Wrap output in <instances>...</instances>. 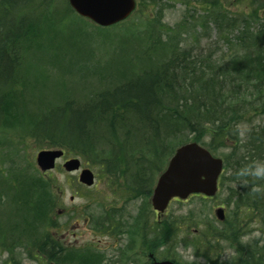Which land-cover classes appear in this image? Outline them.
I'll use <instances>...</instances> for the list:
<instances>
[{
  "label": "rangeland",
  "instance_id": "obj_1",
  "mask_svg": "<svg viewBox=\"0 0 264 264\" xmlns=\"http://www.w3.org/2000/svg\"><path fill=\"white\" fill-rule=\"evenodd\" d=\"M210 1L137 0L135 12L126 21L106 29L75 13L54 24L49 12H46L42 22L19 42L15 76L20 81V92L15 96L9 111L0 112V179L3 181H0V264H48L36 252L38 243L45 235L58 248L57 264H149L146 259L149 252L159 261L169 259L174 264H237V254L231 243L210 240V245L216 246V252L211 256L199 248L202 240L209 237L208 229L223 228L215 219L217 207L224 208L229 219L236 216L232 214V202H229V207L226 205L227 187L233 185L231 187L241 189L243 183L240 180L230 181L227 171V179L218 197L171 202L159 219L160 228L156 226L152 239L143 242L144 249H148L143 254L134 219L145 201L136 198L125 203L123 196L129 184L128 175L110 181L99 174L100 168L92 162V157L82 158L69 151L66 152L67 158L76 157L81 161V167L98 173L92 188L77 184L78 173L65 172L61 168L62 159L56 162L54 171L43 174L36 167L35 157L38 152L50 148L30 137L34 123L48 109L64 103L80 106L95 94L111 90L135 79L143 71L160 66L170 58L171 51L180 53L190 49L192 62L199 63L200 59H205L213 63V68H205L200 73L197 65L195 68L190 65L189 69L196 71L192 81L191 76L185 75V68L174 72L176 84L183 86L176 90V100L171 95L163 101L173 107L182 98H195L197 102L190 101L182 111L189 117H198L206 131L212 130L208 125L211 120H205L203 116L205 113L212 118L219 114L240 115L246 112L247 122L243 118L238 124H232L234 130L228 131L223 147L213 142V148H216L213 150L197 142L215 157H236L231 151L236 153L237 144L241 142L239 145L244 146L257 141L252 130L264 126V51L256 50V54H260L259 58L249 60L248 54L239 50L235 38L239 39L244 26L238 23L227 32H223L224 28L219 29L220 35L212 15L217 10L210 11L207 6ZM217 1L226 9V12L222 10L221 18L226 19L227 16L231 19L235 15L249 13L256 1L264 0ZM261 19L264 20L263 14ZM247 26L253 28L255 24ZM222 37L231 39V44H227ZM255 64L259 68L250 67ZM217 67H223L224 72H228L227 76L220 75L223 71L219 73ZM250 102L255 110L249 106ZM201 104L203 107H200ZM222 107H228V110ZM170 120L167 119L163 131L167 141L174 138L168 125ZM128 121L131 127L129 144L139 151L144 137L148 136L146 126L134 117H129ZM97 131L100 132L97 134V146L102 148L105 126L100 124ZM181 137L192 142L194 134L185 130ZM205 137L204 142L207 143L212 135L207 133ZM237 153L238 157L243 155ZM260 156L254 155L248 160L249 171L257 166L264 167ZM141 158L130 157V163L126 164L129 174L135 171L131 161H141ZM14 176L26 179L40 176L49 187L53 203L36 204L41 200V192L33 196L35 191L25 187L31 196L27 195L23 208L19 210L18 191L13 192L6 185L17 186ZM247 187L248 184L245 185ZM48 206V219L40 227L37 215L44 216ZM10 208L13 210L12 215L9 213ZM112 209H121L124 217L122 224L126 234H120L116 239L103 236L93 226L95 221L105 213H111ZM244 210L241 209L239 216L242 222L245 221L243 227L248 234L240 238V242L247 243L260 238V226L250 215V219L246 218ZM152 218L156 220L154 214ZM169 219L186 220L187 226L173 227L171 233L164 229ZM11 245L12 253L8 251Z\"/></svg>",
  "mask_w": 264,
  "mask_h": 264
},
{
  "label": "trees",
  "instance_id": "obj_2",
  "mask_svg": "<svg viewBox=\"0 0 264 264\" xmlns=\"http://www.w3.org/2000/svg\"><path fill=\"white\" fill-rule=\"evenodd\" d=\"M205 3L207 2L202 4ZM208 3L207 6L210 11L217 10L216 13L212 14L214 15L213 23L216 25V29L224 28L223 32H227V30L234 28L236 23L244 26L239 39L235 38V43L238 45L239 50L248 54L247 58L249 60L259 58L260 54H256V50L263 49L262 51H264V20L261 19V15H264V1H256L251 6L249 13H245L246 16L235 15L237 19H235L236 17L228 19L227 16L226 19L221 18L222 10L226 12V9L219 1L211 0ZM46 12H49V18L54 24L74 13L67 0H0V112L8 110L16 98L15 96L20 92V81L15 76L19 60L18 44L39 22H42ZM249 24L250 26L255 24V27L249 28L247 26ZM220 31L218 32L221 35ZM222 38L227 44H231V39ZM169 57L166 62L155 69L143 71L135 79L120 84L111 90L101 91L80 106L76 107L64 103V105L48 109L30 130L31 138L39 143H45L50 149L73 152L82 158L92 157V162L100 168L99 174H103L110 181L128 175L129 184L124 189L123 196L125 203L136 198L145 201L134 219L135 225L138 226L139 246L143 254L148 251V249H144L143 242H147L148 238L152 239L155 227L160 228L161 225L159 221L152 218L153 212L149 205V197L156 178L165 168L175 149L188 142L187 139H181L182 132L188 130V132L194 134L193 142H198L201 145L205 144L215 150L213 142L219 144L218 147H223V143L229 135L228 131L234 130L232 124H238L243 121V118L246 120V112L239 113L240 115L219 114V116H213L212 118L209 117L208 113L206 116L205 113L203 116H205V120H211L208 121V125L212 130L206 131L198 117H189L188 114L182 111V108L188 107L190 101L197 102L195 98H182L180 103L176 102L175 106H167L163 99L172 95L173 100H176V90L183 86L176 84L174 72L176 73V71L185 68V75L191 76L190 81H192L195 78L196 71L193 68L189 69L190 65L194 68L197 65L196 68L200 69V73L205 68H213V63L205 59H200L199 63L192 62L190 60L193 59L190 55V49L183 50L180 53L171 51ZM250 67L259 68V65L255 64ZM221 71H223V74L220 75L226 77L228 72H224L223 67H219L218 72L221 73ZM209 80H212V78ZM259 83L261 84V81ZM252 102L249 103V106L255 110ZM203 105L205 107L204 102ZM203 105L201 104L200 107H203ZM230 108L232 109V107ZM222 109L228 110V107H222ZM129 117L136 118L146 126L145 131L148 136L144 137L145 140H143L142 148L139 151H135L129 144V132L131 130ZM167 119H171L168 125L174 137L173 140L169 141L163 133ZM100 124L105 126L106 132L105 137L104 135L102 137L105 139L102 148H98V140H96L98 138L97 134L100 133L97 131ZM252 131L253 135L257 136V141L248 142L249 144H244V146H240L241 142H239L236 153L234 150L231 151V154L236 157L222 158L223 172L219 180V190L215 197L220 195L224 181L227 178L233 182L240 180L243 183L241 189L231 187L233 185L227 187L228 201L226 205L229 207V202H232V214H236V216L231 219L226 216L225 220L220 223L223 226L222 229H208L209 237L203 239L199 245V248L211 256L215 254L216 246H211L210 240L213 242L223 240L231 243L235 249V254H237V264H264V178H257L251 174L238 175L242 169L248 167V160H251L254 155H261V160L264 161V126L257 127ZM207 133L212 137L211 139L208 138V142L205 143L204 139ZM237 151L243 155L238 157L236 155L238 154ZM124 157L143 158H141V161L138 159L131 161L135 171L129 174L126 164L130 163V158ZM225 171L228 173L227 178L225 177ZM13 180L17 182V186L6 185H9L13 192L18 191L19 210L23 208L27 195L31 196L25 187H31L35 191L33 196L37 192H41V200L36 204L43 202L51 205L53 203L48 191L49 187L40 176L28 179L14 176ZM0 181L3 183L1 179ZM247 184L248 187L245 188ZM190 198L205 200L201 196ZM29 208L31 209V207ZM243 208L245 209L244 215L246 218L250 219V215L260 226V238L249 240L247 243L240 242V238L243 239L248 234L243 227L245 221L242 222L239 216ZM48 211H50V206H48L44 216L35 212L40 219L38 220L40 227L45 225V221L48 219ZM28 212L30 213V211ZM9 213L10 215L13 214L11 208ZM123 219L121 209L119 211L112 209L111 213H105L101 219L95 221L93 226L95 231L103 236L116 239L120 234H126L123 231ZM3 225L5 224L3 223ZM176 226H187V221L169 219L164 229L172 233L171 228ZM1 246L5 248L3 244ZM8 248V251L11 252L12 245ZM37 248L39 251H36L37 254L45 258L48 264H57L59 251L51 238L48 239V236L45 235V238L38 243ZM202 257H205L204 254Z\"/></svg>",
  "mask_w": 264,
  "mask_h": 264
},
{
  "label": "water",
  "instance_id": "obj_3",
  "mask_svg": "<svg viewBox=\"0 0 264 264\" xmlns=\"http://www.w3.org/2000/svg\"><path fill=\"white\" fill-rule=\"evenodd\" d=\"M78 16L99 27H110L127 19L136 7L135 0H67ZM62 156L61 150H43L37 153L35 163L42 172L54 169L55 161ZM66 172L80 168L78 159H70L62 165ZM222 170V161L214 158L196 143L178 147L158 177L150 204L158 214L165 211L172 199L186 200L190 195L213 197L217 192V180ZM79 183L90 187L93 174L84 169L78 177ZM216 218L224 220L222 209L215 211ZM152 259V257H150ZM152 264H172L170 261H155Z\"/></svg>",
  "mask_w": 264,
  "mask_h": 264
},
{
  "label": "clouds",
  "instance_id": "obj_4",
  "mask_svg": "<svg viewBox=\"0 0 264 264\" xmlns=\"http://www.w3.org/2000/svg\"><path fill=\"white\" fill-rule=\"evenodd\" d=\"M248 174H251L257 178H260L262 176H264V167H261V166H257L254 170H252L250 173H249V170L247 168L245 169H242L238 175H248Z\"/></svg>",
  "mask_w": 264,
  "mask_h": 264
},
{
  "label": "flooded vegetation",
  "instance_id": "obj_5",
  "mask_svg": "<svg viewBox=\"0 0 264 264\" xmlns=\"http://www.w3.org/2000/svg\"><path fill=\"white\" fill-rule=\"evenodd\" d=\"M124 158H130V157H124ZM67 159H69V158H67V157H66V154L64 153V156H63V159H62L63 162L66 161ZM83 168H85V167H83ZM92 172H93V171H92ZM93 173H94V172H93ZM94 175H95V177H96V174H95V173H94ZM77 184H78V182H77ZM147 256L149 257V255H147ZM153 258H154V257H153Z\"/></svg>",
  "mask_w": 264,
  "mask_h": 264
},
{
  "label": "bare ground",
  "instance_id": "obj_6",
  "mask_svg": "<svg viewBox=\"0 0 264 264\" xmlns=\"http://www.w3.org/2000/svg\"><path fill=\"white\" fill-rule=\"evenodd\" d=\"M68 3V2H67ZM69 5V4H68ZM70 7V6H69Z\"/></svg>",
  "mask_w": 264,
  "mask_h": 264
}]
</instances>
